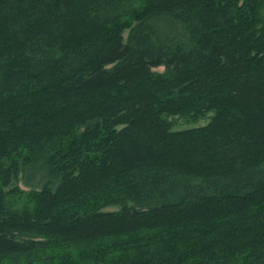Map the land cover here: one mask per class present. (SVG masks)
Segmentation results:
<instances>
[{"label":"trees","instance_id":"trees-1","mask_svg":"<svg viewBox=\"0 0 264 264\" xmlns=\"http://www.w3.org/2000/svg\"><path fill=\"white\" fill-rule=\"evenodd\" d=\"M0 264H264V0H0Z\"/></svg>","mask_w":264,"mask_h":264},{"label":"rangeland","instance_id":"rangeland-1","mask_svg":"<svg viewBox=\"0 0 264 264\" xmlns=\"http://www.w3.org/2000/svg\"><path fill=\"white\" fill-rule=\"evenodd\" d=\"M130 30H126L123 33L124 41H127ZM155 72H163V67L154 68ZM213 114H209L205 118L200 119L197 122H193L191 118H181V117H170L169 121L173 123V130H184L193 127H201L209 122L210 117ZM47 180L45 172L42 170L41 165H36L34 167H28L21 171L18 180L15 185H17L21 190L30 191L31 189L39 190ZM118 207H108L104 209L106 212L118 211Z\"/></svg>","mask_w":264,"mask_h":264}]
</instances>
